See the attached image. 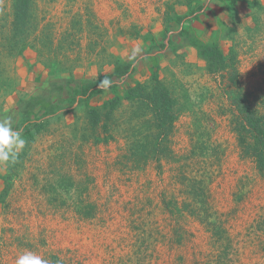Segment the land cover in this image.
I'll use <instances>...</instances> for the list:
<instances>
[{"label": "rangeland", "instance_id": "rangeland-1", "mask_svg": "<svg viewBox=\"0 0 264 264\" xmlns=\"http://www.w3.org/2000/svg\"><path fill=\"white\" fill-rule=\"evenodd\" d=\"M13 2L0 0V113L38 77L97 78L119 60L131 62L120 90L150 93L157 61L176 119L164 148L145 100L93 127L89 106L100 110L107 88L22 133L17 162L0 165V264L26 251L49 264H264V176L241 153L228 98L242 87L264 113V0H33L21 54ZM182 28L234 57L235 78L214 77L190 46L172 51Z\"/></svg>", "mask_w": 264, "mask_h": 264}, {"label": "trees", "instance_id": "trees-1", "mask_svg": "<svg viewBox=\"0 0 264 264\" xmlns=\"http://www.w3.org/2000/svg\"><path fill=\"white\" fill-rule=\"evenodd\" d=\"M33 0H14L13 2V34L11 37L16 48L15 54H21L28 47V26L31 21ZM146 40L156 44L154 37L148 35ZM171 50L177 51L184 46H190L197 52L206 64V68L214 77H224L225 74L237 75L234 57H229L216 41H204L189 28H182L178 39L171 41ZM11 47V46H10ZM12 48V47H11ZM13 50V48H12ZM11 52V51H10ZM155 59V58H152ZM131 67V62L119 60L114 70L109 74H100L97 78H81L65 75H49L45 79L38 77L37 85L32 92L22 96L14 107L0 113V119H10L14 130L21 131L25 136L32 137L33 129L43 128V118L53 115L76 101L90 105L105 89L99 87L100 81L107 78L111 81L108 87L112 96L106 99L100 110L89 106L88 117L91 125L97 127L103 114L110 117L123 101L145 100L154 114L157 133L156 147L164 148L168 145L175 126L176 116L173 113V98L171 93L163 87L159 77V64L156 61L151 67V76L155 82L152 92L147 93L145 86L137 82L121 91L115 79L122 78ZM232 72V73H230ZM236 80V79H235ZM228 98L235 107L234 131L236 132L241 153L251 157L257 170L264 176V113L255 106L242 87L228 91ZM100 142V139H97ZM163 154H157L158 172L163 171ZM174 197L162 194L165 209L174 204ZM172 216L175 213L169 211Z\"/></svg>", "mask_w": 264, "mask_h": 264}, {"label": "clouds", "instance_id": "clouds-1", "mask_svg": "<svg viewBox=\"0 0 264 264\" xmlns=\"http://www.w3.org/2000/svg\"><path fill=\"white\" fill-rule=\"evenodd\" d=\"M136 51L139 50H134ZM110 84L111 81L105 78L100 81L99 87L106 90ZM25 145L26 140L22 132L13 129L11 120L0 119V165H14ZM15 264H49V262L31 251H26L16 258Z\"/></svg>", "mask_w": 264, "mask_h": 264}]
</instances>
